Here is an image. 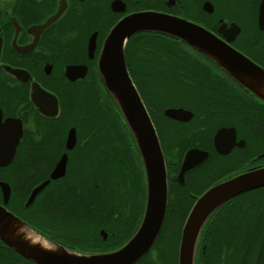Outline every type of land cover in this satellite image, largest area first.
<instances>
[{"label": "flooded vegetation", "instance_id": "1", "mask_svg": "<svg viewBox=\"0 0 264 264\" xmlns=\"http://www.w3.org/2000/svg\"><path fill=\"white\" fill-rule=\"evenodd\" d=\"M262 3L0 0V264H179L182 228L198 197L216 183L264 168V100L186 43L142 32L189 47L196 66H216L215 77L223 84L218 93L206 84L149 87L159 89L156 93L169 90L170 103L146 104L140 96L164 162L166 203L150 246L139 254L126 252L146 204L138 149L139 186L126 181V196H113V182L81 179L86 169L95 177L97 168V127L87 132L84 122L97 103L96 92L104 91L97 69L102 45L124 17L157 12L203 27L264 70ZM230 27L238 31L227 41ZM125 54L126 45L124 59ZM125 64L129 73L132 65ZM158 66L144 59L141 71L162 72ZM170 108L192 115L168 117ZM185 159L192 162L187 169ZM192 264H264V185L230 198L210 214Z\"/></svg>", "mask_w": 264, "mask_h": 264}, {"label": "water", "instance_id": "2", "mask_svg": "<svg viewBox=\"0 0 264 264\" xmlns=\"http://www.w3.org/2000/svg\"><path fill=\"white\" fill-rule=\"evenodd\" d=\"M259 23L261 29H264V3L259 11ZM227 31L230 32L226 39L229 41L237 33L238 28L230 27ZM142 32L160 33L186 43L204 54L236 82L264 100V70L226 41L199 25L163 13L138 12L124 17L112 27L103 42L97 69L104 91L115 104L134 140L144 169L145 210L137 233L126 244V252L134 250L137 254L146 250L157 236L166 203L165 168L158 139L124 59L126 43L134 35ZM165 114L168 117L182 119L192 115L191 112L180 108L166 109ZM191 166V159H185L183 168L187 169ZM263 185L264 168H261L216 183L198 197L182 228L179 264H192L193 250L197 244L200 229L217 207L242 192ZM41 186L42 184L36 187L33 193ZM21 232L28 235L23 229ZM10 244L23 252L31 251L18 241H11ZM38 254L45 256L48 253L40 251ZM47 258L55 263V258Z\"/></svg>", "mask_w": 264, "mask_h": 264}, {"label": "trees", "instance_id": "3", "mask_svg": "<svg viewBox=\"0 0 264 264\" xmlns=\"http://www.w3.org/2000/svg\"><path fill=\"white\" fill-rule=\"evenodd\" d=\"M155 37L156 35L151 33H140L126 43L125 61L129 60L130 65H132L129 74L146 104L150 100L166 101L167 103L173 100L168 97L172 94L169 90H161L158 91L161 93H156V90L159 89L149 88L155 86L185 87L190 83L206 84L214 87L211 92L218 93V86L223 82L215 77L216 66L211 64L209 67H198L189 47L181 42L176 43L173 40ZM144 59L156 61L162 72H156V74L142 72L141 67ZM206 70H210V72L208 73ZM99 91L104 93V103L99 98L101 96ZM99 91L96 97L97 103L94 104L93 110L87 111V116L84 114L87 117V121L84 122V130L87 126L85 131H91L95 124L99 135L98 153L96 155L97 168L95 177L92 178L90 169H86L82 172L81 179L88 181L94 179L101 183L113 182V196H126V181L130 182L131 186H139L140 175L135 163L136 152L134 148L136 146L115 104L102 88ZM183 91H187V89L183 88ZM197 109L202 111L200 107ZM102 139L108 140V142L104 143ZM128 169L130 171L126 173Z\"/></svg>", "mask_w": 264, "mask_h": 264}, {"label": "rangeland", "instance_id": "4", "mask_svg": "<svg viewBox=\"0 0 264 264\" xmlns=\"http://www.w3.org/2000/svg\"><path fill=\"white\" fill-rule=\"evenodd\" d=\"M97 93H98V91L96 92V96H97ZM100 93H101V96H100L99 98L101 99L102 103H104V102H103V100L105 101L104 93L99 91V94H100ZM259 243H262V242H260V238H259Z\"/></svg>", "mask_w": 264, "mask_h": 264}]
</instances>
